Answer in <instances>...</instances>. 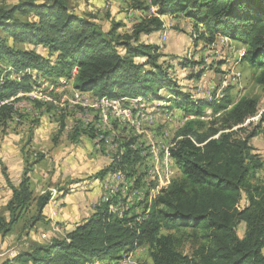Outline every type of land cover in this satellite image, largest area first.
<instances>
[{"label": "trees", "instance_id": "1", "mask_svg": "<svg viewBox=\"0 0 264 264\" xmlns=\"http://www.w3.org/2000/svg\"><path fill=\"white\" fill-rule=\"evenodd\" d=\"M146 6L153 7L154 13L137 21L131 34L123 37L117 33L121 25L104 32L95 22L72 12L63 0H25L0 7V102L31 91L36 86L33 72L56 83L69 77L76 66L72 83L78 91L90 90L96 98L141 96L148 101L152 97L172 101L189 117L177 131L181 138L171 148L178 175L148 212H136L135 207L141 206L137 203L117 217L108 210V202L95 201L91 214L63 237L31 243L11 264H86L137 246L147 247L152 264H264V185L252 181L263 163L250 145L261 127L256 125L242 137L232 129L240 130L256 113L259 99L242 96L233 101L231 86L224 88L221 96L213 93L209 100L194 98L177 88L159 60L158 46L139 41L142 35L163 29V16L191 20L196 44L203 40L208 45L216 36L242 42L245 52L240 59L257 71L255 81L264 89V0H148ZM38 46L45 48L46 55L36 50ZM188 60L182 63L183 68L196 64ZM195 72L189 74L190 80L201 73ZM10 74H18V79H11ZM153 88L154 93L148 96ZM160 90L166 91L169 99L159 95ZM28 108L40 115L52 110L56 115L57 111L52 104L22 96L0 106V124L8 128L10 122H20L30 113ZM207 108L216 118L200 131L203 121L199 119ZM63 119L60 113L59 131L67 127ZM52 120L48 118L47 123ZM69 133L73 140L95 137L91 122L85 127L75 124ZM30 136L25 145H29ZM120 149L122 153L114 154L107 168L96 172V180L116 170L137 177L136 182L142 177L140 167L145 162L141 148H129V143L123 142ZM27 171L16 186L10 185V219L0 214L1 238L11 233L31 204L35 207L31 223L45 220L43 211L53 194L47 191L34 198ZM242 198L247 200L243 208ZM240 223L245 225L242 237L236 232ZM183 234L192 245L189 256L180 250Z\"/></svg>", "mask_w": 264, "mask_h": 264}, {"label": "rangeland", "instance_id": "2", "mask_svg": "<svg viewBox=\"0 0 264 264\" xmlns=\"http://www.w3.org/2000/svg\"><path fill=\"white\" fill-rule=\"evenodd\" d=\"M24 1L0 0V7L5 9L14 3ZM34 1L39 3L46 0ZM63 1L72 12L79 17L95 22L104 32L116 24L121 25L117 30L121 37L131 34L134 24L150 14V9L146 6L148 0ZM140 5L144 9H140ZM163 17L164 28L142 35L139 41L158 46V52L162 54L159 60L163 61L166 69L168 68L169 75L178 85V89L185 93L190 92L194 98H197L202 97V94L205 95L209 89L211 94L221 93L226 86H231L229 96L233 101L242 96L259 99L257 111L250 117V120L240 125L242 127L240 130L237 127L232 129L236 130L237 136L242 137L253 127L260 125L261 132L259 131L256 136L251 138L250 145L252 152L263 164L255 171L252 181L255 184L264 185V89L255 81L254 77L257 71L238 58L243 56L245 45L235 40L228 41L224 45L220 41L219 44L216 41L217 53L220 52L217 54L210 49L214 42L208 45L203 40L195 43L191 20L170 15ZM215 40H218V36L215 37ZM28 47L33 46L29 45ZM36 50L40 54L46 55L45 48L38 46ZM54 57L55 55L51 59ZM185 59L196 61V64L183 68L182 63ZM202 70L204 74L200 79L199 76L189 79V74L192 71L197 73ZM198 79L199 82H197ZM199 83L204 87L200 91L197 90ZM43 84L44 86L38 88L36 95L42 103H49L57 108L56 115L53 114V110L48 111V114L40 115L36 110L33 112L28 108L30 113L23 115L20 122H10L8 128L0 124V214L6 220L10 219L7 206L10 199L4 194V189L6 187L11 189L10 185L16 186L26 170H28L27 176L34 198L47 191L53 195L46 206L47 210L44 208L43 211L45 220L35 224L31 223L35 214V207L31 204V208L23 212L20 220L14 224L11 233L4 238L0 237V264H11L19 252L30 249L31 243L48 242L51 238L63 237L69 230L68 226H73L74 223H79L89 216L91 210L93 211V205L90 204L93 197L97 193L99 195L102 193L101 183L94 176L97 171L110 165V158L99 149L97 150L94 140H88L85 137L75 140L71 138L69 132H71L72 126L75 124L78 127L86 125V122H89L94 114L90 107H85L87 103L74 97L75 90L72 84L69 82L66 87H55L56 91L50 80ZM152 93H154V88L149 90L147 95ZM87 95L93 96L90 90ZM159 95L166 99L170 97L164 90H160ZM144 101V108L149 110L153 103L158 106L157 103L162 100L152 97L149 101ZM160 104L155 113V122L145 126L140 134L136 136L132 134L133 139L154 146L156 151H150V156L146 159L149 163L161 155L157 145L170 147L172 138L175 139L178 129L182 127L180 124L183 121L184 112L174 106L172 101L165 100ZM19 105L22 107L21 103ZM23 108L25 106L21 108L22 112L25 111ZM167 110L172 112L166 113ZM204 112V115L199 119L203 121L200 131L210 127L213 118H216V115L213 117L210 108L204 109ZM60 113L64 116V124H67L64 131H59L57 118ZM169 114L172 118L165 119L164 116H169ZM48 118L54 120L47 123ZM114 132L115 138L118 140L115 147L123 143L121 140L129 139L131 136V133L120 128L118 123L115 125ZM30 134L29 145H25ZM19 162H21L23 170L21 174L20 168L16 164ZM172 173L173 177L178 175L174 168ZM98 196L96 201L100 198ZM241 200L240 207L243 208L246 206L247 200L245 198ZM244 230V223H240L236 227L239 237L243 236ZM179 240L181 252L188 256L191 255L190 239L183 234ZM136 248H139V262L152 264L147 247L137 246ZM120 252L113 251L106 258L120 254Z\"/></svg>", "mask_w": 264, "mask_h": 264}, {"label": "built area", "instance_id": "3", "mask_svg": "<svg viewBox=\"0 0 264 264\" xmlns=\"http://www.w3.org/2000/svg\"><path fill=\"white\" fill-rule=\"evenodd\" d=\"M154 13V8H150V14ZM164 28V27H163ZM216 41L219 44L222 43L223 45L228 43L230 39L226 37L218 36V40H215L214 43L210 46V49L215 51L217 53V46ZM217 54H220L217 53ZM240 59V57H238ZM205 66V65H204ZM29 72V70H27ZM203 71V70H202ZM200 73L199 79L204 74V71ZM77 73V67L74 66L71 70V74L67 78H59L56 83L52 82L53 89L55 87H66L67 84L70 82L73 87V77ZM33 79L36 83V86L27 94L18 93L15 96H12L11 98L7 99L6 101L0 102V106L2 104L7 103L9 100H13L14 98L22 97V96H28L30 98H37V90L38 88H41L44 86L43 83L47 82V80L43 79L42 77L35 75L36 73L33 72ZM206 74V73H205ZM11 79H18V74H10ZM198 79L197 82L200 80ZM49 80V79H48ZM226 86V85H225ZM224 87V86H223ZM227 87V86H226ZM57 88V89H58ZM74 88V87H73ZM202 88L200 83L197 85V90L200 91ZM74 97L77 99H80L81 101H84L86 106L90 107L94 114L92 115V119L89 120V122L93 123L94 125V142L97 144V150L102 151L104 154H106L110 160L112 159V156L116 154L118 151L119 153H122L120 150V146L115 147L117 144V138H115V132L113 133V130L115 129L116 123L125 129L127 132L131 133V136L129 139L121 140L122 142L129 143V148H141L140 155L144 157V162L140 167V172L142 173V177L136 182L137 177L129 178L126 176V174L122 171L116 170V171H110L101 179L98 181L101 183V191L100 198H98V201H104L108 202V210L111 212L116 213L117 217H123L125 215V212H127L129 209L139 203L141 204L140 207L136 206L135 211L140 212L142 210H145L148 212L150 209L151 204L156 199V197L170 185V181L173 178L172 170L173 168L176 170L174 161L171 155V148L175 145L178 139H180V136H175V139L172 138V144L170 147L166 146H160L157 145V149L161 152L160 157H157L155 160L147 162V157L150 156V151H154V146H150L149 144L140 142L137 139H133L132 134L135 136L140 134L142 129L149 125L154 123L156 118V112L157 107L161 105L158 102V106L152 104L153 106H150V109L147 110L144 107V99L141 96L138 97H128V98H96L91 95L88 96V91H78L74 89ZM223 91V90H222ZM221 91V92H222ZM91 92V91H90ZM92 93V92H91ZM216 93V92H214ZM196 95H198L196 93ZM210 89L205 93V95L202 94V97L209 100L211 97ZM195 96V94H194ZM221 96V93H216V97ZM165 104V103H162ZM27 107H30L29 104L25 103ZM149 107V106H148ZM172 111L167 110L166 113H171ZM165 119L169 117L172 118L171 114L169 116L165 115ZM252 117V116H251ZM189 118V117H188ZM187 117L183 116L182 123L180 124L183 126L188 119ZM250 118L247 120L249 121ZM89 122H86V125L89 124ZM84 125V127L86 126ZM120 149V150H119ZM156 151V150H155ZM118 157V156H117ZM172 169V170H171ZM172 173V175H171ZM95 203V202H94ZM93 203V205H95ZM139 248H134L130 251H121L120 254L116 257L112 258H104V259H93L92 262L86 263V264H142L139 262Z\"/></svg>", "mask_w": 264, "mask_h": 264}, {"label": "crops", "instance_id": "4", "mask_svg": "<svg viewBox=\"0 0 264 264\" xmlns=\"http://www.w3.org/2000/svg\"><path fill=\"white\" fill-rule=\"evenodd\" d=\"M164 17H166V16H164ZM164 17H163V18H164ZM231 41H232V40H231ZM16 164L19 166V168H20V174H21V173L23 172L21 162L16 163ZM18 183H19V182H18ZM18 183H17V184H18ZM15 185H16V184H15ZM7 190H8V191H7ZM9 190H10V191H9ZM4 194L7 196L8 199H10L11 194H12L11 189H8V187H6V188L4 189ZM98 195H99V194L97 193L96 196L93 197V199H92V201H91L90 204L93 205V203L97 200V196H98ZM99 196H100V195H99ZM99 196H98V197H99ZM45 209L47 210V207H45ZM91 212H92V210H91ZM91 212H90V213H91ZM43 214H44V213H43ZM76 224H77V222L74 223L73 226L71 225L72 227H71V226H68V229H69V230H67V231H68V232L71 231V229H73V228L75 227ZM69 227H71V228H69ZM66 233H67V232H66Z\"/></svg>", "mask_w": 264, "mask_h": 264}, {"label": "clouds", "instance_id": "5", "mask_svg": "<svg viewBox=\"0 0 264 264\" xmlns=\"http://www.w3.org/2000/svg\"><path fill=\"white\" fill-rule=\"evenodd\" d=\"M230 41H231V39H230Z\"/></svg>", "mask_w": 264, "mask_h": 264}]
</instances>
